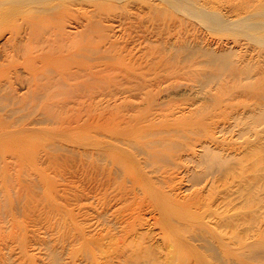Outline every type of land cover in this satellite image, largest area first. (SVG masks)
<instances>
[{
	"label": "bare ground",
	"instance_id": "obj_1",
	"mask_svg": "<svg viewBox=\"0 0 264 264\" xmlns=\"http://www.w3.org/2000/svg\"><path fill=\"white\" fill-rule=\"evenodd\" d=\"M86 1L88 0H1L2 4L0 3V25L4 24V26L0 28V138L4 134H25L27 133V131H32L35 129L36 131L34 135L25 136L23 137V139H0V161H17L18 158H23L20 155L22 153L27 155L26 152H30L29 149L36 145V143L33 141L36 138H42L43 140H45L48 148H50L51 152L54 151V154H56V151H63L64 149H61V146L57 145L58 143L56 142V135L53 133V131L51 132L47 131L46 129H40L37 126L46 123L55 124L56 121L55 119H53V116L55 115L56 118L58 113V115H60V112L58 111L62 112L63 108L65 112L67 105L69 106L70 110V104H73L74 110L76 108L83 109L82 111L85 112L84 116H77L76 121L74 120L75 117H73V121H75L79 126H84L86 129L81 147L85 148L82 151L84 152L83 159L85 160V164L87 167V200L91 203V205L89 206V210L95 213L96 218L99 219L98 226L106 227V225H108L109 229L107 235H105V233H107V227L105 228V233L100 229L99 231H95L96 233H94L93 235H90L87 238V242H89V244H92L91 246H94L93 244L97 235H99L98 238H103V247L99 248V250L103 253L110 248H114V241H117L118 244H123L125 245V247H115L118 251L116 257L121 261L124 257H126V260L129 261L130 259V261H132V264H141L143 262L142 260H145L144 258H149L150 248L153 247V250H159L158 245H161L158 244L159 239H161L162 241V251H160L161 249L159 250L161 254H159V252L157 251L159 254L157 255L160 256V258L158 257L159 261L156 262H158L159 264H170L171 262H177L178 264H191L192 262L193 264L194 260H200V255H205L207 261L212 264L214 262H217L218 264H244V259L253 257L264 258V237L262 239V232L264 231V229L262 228L263 226L261 224L263 223V221L262 219L258 220V212H260L264 208V91L256 90L254 93H250V95H253L257 101L254 104H248L244 106L243 110L238 112V108H236L238 111L230 110L232 107V102L230 100L231 97L228 98L229 95L227 97L228 99H220L217 95L210 93V90H208L209 93L204 92L205 90L203 91V87L209 86L207 85L210 82V80H208V77L206 79L208 80L206 81V86H204L205 83H203V87L201 82V85H197L199 82L196 79L192 80L191 83H185L183 82V80H176L171 82L170 80L172 78L169 79L168 77H165L162 80H159L156 84H153L155 88L152 90L138 93V95H134L132 99L125 97L124 99L119 101L115 100V105L118 107L122 106L124 110H117V108H114L112 110H114L115 112L111 110L110 112V107H106L105 105H102V102H100L103 98L99 99L96 105H83L82 107V105L78 102L80 98V94H78V91L80 90V88L79 90L75 88L72 89L69 84L72 79L77 77L76 75H78V79L81 76L82 79H85L83 77H85L86 75L84 73L81 75L75 72L73 73L68 71H71L73 68L75 69V66L78 67L79 64L81 65V67L85 65L83 64V60L85 58H81L82 56L80 58L83 60H80L79 58L80 55L84 54L80 50H78V52H81L80 55L77 51H75L79 55L77 56L78 58H75V60L79 59L78 61L81 62L74 60V64L76 63L74 65L72 62V57H76V55H72L73 51L71 49V53L69 56L72 55V57L67 56V50L69 49H67L66 51L63 49L64 51L61 50L62 52L59 51L60 48L64 46V43H66V41L62 39L64 36L63 32L65 30L64 23H66L65 21L68 20L65 18H69L70 16L72 17L73 14L71 13L73 11L76 14L75 9L71 13L69 12L78 5L80 6V9L78 10H83L84 12H86V5L84 3ZM115 1L117 2V0ZM168 1L170 4L171 0ZM177 1H179L181 5L184 0H182V2L180 0ZM191 1L189 0V2ZM252 1L254 0H246L245 2L249 5H242V8H234L231 11L247 12V17L249 18L246 17L247 14L241 17H245L248 20L252 17L254 18L255 16H257L258 12L262 9V12H260L259 16H263L264 9L262 7H264V5L261 6L260 10H257V15L253 9L251 12L247 11ZM165 2L167 3V1ZM187 2L184 3L187 4ZM207 2V0H204V3H202V6H200L201 8L199 7L200 9L198 11H195L194 9L193 14H201L203 11L204 13H206L207 11L205 12V10L206 5L208 4ZM171 4L173 3L171 2ZM171 4L169 6H171ZM188 5L189 4H187L186 8H188ZM173 6L171 7L173 8ZM185 6L183 7L182 5L183 8H185ZM174 8L177 9V7ZM176 9L174 11H177ZM91 12L93 11H90V13ZM191 12L192 11H190V13ZM209 13L211 14L212 12L209 11ZM209 13H207L208 17ZM217 13L219 16V12H216V14ZM202 14L201 17H207L202 16ZM83 16L85 17L86 15ZM199 16L196 15V17L198 18ZM218 16L215 15V18H219L221 20H219V22L221 23L222 19L220 17L222 16ZM215 18L213 17V19ZM225 22H223L224 25L222 23L221 24L225 26V24H227ZM249 23L251 24V22ZM263 23L264 20H255L253 24L250 25V30H263ZM230 26L235 25L231 24ZM84 27L86 28V26ZM246 28V30H248V27ZM239 31L242 30L239 29L237 32L239 33ZM6 32L9 36H7L5 40H3L4 36H6ZM238 33H236V35ZM241 33H239V35H241ZM65 37L67 38V35H65ZM253 37L255 38V36ZM258 40L255 39V41ZM191 44L192 42H190V45ZM187 45L186 48H190V45ZM262 45L264 46V44ZM195 46L198 47V49L200 48L199 45L197 46L195 44ZM57 47L59 49H56ZM180 47L182 46L180 45L179 48ZM203 47L205 48L206 45ZM63 48H65V46ZM176 48L177 50L179 49L178 47ZM193 48V51L191 50L192 52L196 50L195 48V50ZM206 50L207 49H205V52H208L211 51L212 48L211 50H209V48L207 51ZM202 51L203 50H201V52ZM213 51L214 50H212L211 52ZM231 51L229 49L228 54L231 53L232 55L233 52ZM63 52H65V55L69 57L68 59L71 58V65H69L70 60L69 62H67V58L65 60L62 59ZM220 52H217V54L214 52L213 56L215 57L213 58L217 57L215 60H217V62L221 60L220 62L223 63V59L221 58L222 53H227H225V50ZM203 53L204 51L202 52V54ZM218 53L220 54L221 59H219ZM189 54L190 52L187 56H185L188 58ZM193 55L195 54H192V56ZM210 55L211 54H209V56ZM213 58L210 60L207 58L209 60V63H212L214 61ZM228 60L231 61V58ZM205 61L207 62V60ZM197 62L195 63L197 64ZM219 63L213 62V64ZM225 63L223 64L225 65ZM68 66H73V68H70L69 70ZM81 67L80 70L83 71L84 69L82 70ZM83 67H86V65ZM80 70L78 68V71ZM164 70H166V68ZM71 73L74 74V78L72 77V79L70 78V80L68 77L72 76ZM68 74L71 76H68ZM174 74L172 73V76ZM238 77L240 78L239 75ZM247 77H249V75H247ZM247 77L244 79H248ZM232 78L234 79L235 77ZM168 81H170V83L166 86H163V84L167 83ZM213 81V77H211V82ZM239 86H241V84ZM79 93L81 92L79 91ZM230 93H232V91ZM54 99L58 100L55 101ZM51 100H54L55 102H52ZM243 104L244 103H241V106ZM51 108L58 110L55 111L56 113L53 116L49 115V112L52 111L50 110ZM70 112L72 111L70 110ZM237 114L239 115L237 116ZM236 116L239 117V123L247 124V130H245L243 133H251L252 135L255 134L253 136H257L256 139L252 136L255 140H250L247 138V140L245 141L246 138H244V145H242L243 142H240L242 143L241 146H239L240 143H238V145L236 146L231 143L228 138L225 139V137H223L226 135V133H229L231 129L230 126H232L231 121L232 119L236 120ZM70 118L71 117H69V119ZM245 118H247V120ZM73 121H71L70 123L73 124ZM80 122H82V124H80ZM70 123L68 122L69 125ZM41 131H43V133L47 135H44L42 137ZM242 136L243 135H241V137ZM67 137L68 136H66V138ZM51 152H49V154H52ZM61 153L63 154V152ZM77 154H75L77 156L76 159L79 157ZM64 155L66 154H63V156ZM59 156L57 158H59ZM37 157L39 158H37L38 160H41L43 158V156L42 158L39 156ZM8 161L7 164H9ZM13 162L15 163V161ZM48 162H50V160H48ZM25 163L24 165H26ZM30 163L28 165L29 167H31ZM38 163L41 162L39 161ZM11 164L9 165L10 167L13 165ZM25 175L21 176L24 177ZM35 175L27 176H29V179L30 177H32V179L34 180L35 178L33 177H35ZM11 178L9 177L10 180ZM47 178L48 177H46V179ZM15 179L13 180L12 178V183L13 181H15ZM7 180L8 179L6 178V182ZM28 180L24 181H27V183H32L31 179V182ZM185 181H187L186 183H190V185H188L187 187L183 186V182L185 183ZM15 182L14 185L10 184L9 181L8 183H4L3 185L6 187L5 184H7L9 188L11 187L10 185H12L13 188H11L13 190H11L13 191L12 193H14V186L17 184H15ZM23 184L19 183V185L22 186ZM19 185L17 184L16 186L19 187ZM200 185L203 186L201 188H198ZM209 186L212 188V192L214 191L213 189L215 187L219 188V190H216V192L219 193L214 194L216 195L215 197L211 196V191H209V199L207 201V207L209 208H203L202 204H200L201 198L204 195H207L206 190ZM25 187L26 186L24 185L22 188ZM39 187L40 185H38V189L37 187H35V189H40L41 191L43 186H41V188ZM183 187H186V190L189 191L188 195L183 194L185 193L183 192ZM15 189L18 190L17 187ZM11 190L9 191L11 192ZM32 192H34V190ZM31 194L32 193H30L29 196H31ZM20 197L18 198L20 199ZM183 199H185L186 202H183L182 204V201H185ZM23 200H20L19 202H22ZM25 200H27V198ZM34 200L35 199H33V201ZM43 201H46V199ZM43 201H41L42 204ZM79 202L80 201H78V203ZM18 204L17 206H19L21 203L19 205ZM38 204L40 205V203ZM28 206L30 207V205ZM20 208L21 207H19V209ZM234 208H238L239 212L232 215L231 211ZM26 209L28 208L26 207ZM235 212L237 211H234V213ZM256 212L258 213V215L256 214ZM22 215L24 216V214ZM65 215L66 214L64 213V219L66 217ZM251 215H254L253 218H255V220L253 224H255L254 226L256 228L253 232L254 235L252 237L249 236L250 233L248 231L250 227L247 225L249 223L248 218ZM94 224L92 225V227L94 226L95 228ZM14 226L13 228H15ZM153 226L158 227L160 232L156 234V231H152ZM16 227L18 226L16 225ZM61 227L63 228L62 225ZM17 229L18 228H16V230ZM147 229L149 231H145ZM16 230H14V233ZM18 231L16 232L18 233ZM21 231H23V228ZM12 232H9L8 234L13 235ZM101 232L104 235L99 234ZM87 233L89 234V232ZM158 235L160 236V238H158ZM13 237H11V240L15 238ZM142 238L147 241L146 246L144 245L145 243L143 245L140 243L141 241L143 242ZM251 238L252 241H250ZM127 240L132 244L128 243ZM73 241H75V239ZM135 241L136 244L133 245V242L135 243ZM157 241L158 243L155 244ZM12 242L14 241L12 240ZM58 242H60V240H58ZM98 245L100 246L101 244ZM250 246L256 247V249L248 251L247 248ZM7 248L4 249L7 250ZM184 248H190L191 250L198 252V254H196L195 256L191 254L184 256L180 254V252ZM57 249L58 248H56V251ZM85 249L86 252L84 250V252L82 251V253L79 250L82 255V259L85 258L84 256L86 254H88V248L86 247ZM117 251L112 250L113 255L116 254ZM107 252L109 253L110 251ZM52 253L56 254V252L53 251L49 253V255L51 256ZM155 253L156 252H154L153 254ZM89 254L86 255L87 258L91 256H89ZM53 256L54 255H52V257ZM61 256L64 257L63 254ZM153 256L154 255L150 257L152 258ZM57 257H59V255ZM75 257H77V255ZM155 257L157 258V256ZM10 258L12 257L10 256ZM10 260L9 264H13L14 262ZM90 261L91 260H89V262ZM110 262L112 263V261ZM147 262L145 263L147 264ZM150 262L151 261H149L148 264H152ZM50 264H52V262Z\"/></svg>",
	"mask_w": 264,
	"mask_h": 264
},
{
	"label": "rangeland",
	"instance_id": "obj_2",
	"mask_svg": "<svg viewBox=\"0 0 264 264\" xmlns=\"http://www.w3.org/2000/svg\"><path fill=\"white\" fill-rule=\"evenodd\" d=\"M75 1H85V0H75ZM165 1H167L168 4ZM180 1L182 2V0ZM187 1L184 0L183 3L180 5L179 1L176 0L175 2V0L174 1L171 0L170 4L171 2L173 3L171 4V6L174 5L173 8L177 7V9L176 8L173 9L171 6H169L170 4L168 0H162V1L161 0H123V1L117 0V2L115 0H103V1L102 0H88L84 2L86 5L85 7L86 12H84L83 10H78L80 9L79 5L74 7L69 12L71 13L75 9L76 14L73 11L71 13L73 14L72 15L73 18L71 16L69 17L68 15L67 16L71 19L65 18L68 20H66L65 21L66 23H64L65 30L63 32L64 36L62 39L66 41L67 45L66 43H64L65 48H63L64 46L62 47L60 46L62 49L60 48L59 52H62L64 50L66 51L67 49H69L67 50L68 54L66 53L67 56H69L71 53L70 51L71 49L73 51L72 55L73 54L76 55V57H72V55L69 56L73 58L72 59L73 64L77 60V59L75 60V58H78L77 56H79L81 52H83L84 55L86 54L85 57L84 55L79 56V58L81 56H82L81 58H85L84 60L80 58V60L84 61L83 64H85L86 67H83L85 66L83 64H82L83 66L81 67V65L79 64L81 69L82 70L84 69L83 71L80 70L79 66L78 67L75 66L76 67L75 69L73 68V66L76 63L72 67L68 66L69 70L70 68H73L71 71H68V72H73V73L75 72L81 75L84 73L86 75L85 77H83L85 79H82V76L79 77L78 79V75L75 74L77 77L75 76L76 78H74L73 77L74 74L71 73L72 76L69 75L70 73L68 74V76H71V77H68L69 79L70 78L72 79V77L74 78L72 80L70 79L71 82L69 84L72 87V89L75 88L79 90L80 88L79 91L81 93H79V91L77 90L78 94H80V98L78 102L82 105V107L83 105H89V106L92 104L96 105L97 101L103 98L100 102H102V105H105L106 107H110L109 111L110 110L114 111L112 110L114 108H117V110H124L122 106L118 107L115 105V100L119 101V100L124 99L125 97L132 99L133 96L136 94L138 95V93L152 90L155 88L153 84H156L159 80H162L165 77H168L169 79L172 78L170 80L171 82L176 81V80H183V82L185 83H188V82L191 83L192 80L196 79L199 82L197 85H199L201 82L202 87H203V83H205L204 86H206V83H207L206 81L210 80L211 82V77H213V80L215 81V82L213 81L214 84L213 82L211 83L209 82L212 86L208 83L207 85L209 86L203 87V91L205 90L204 92L209 93L208 90H210V93L217 95L220 99L222 98L225 99L229 95L228 98L231 97L230 100L232 102V107L230 110L232 111L237 110L236 108H238L239 111L238 110L237 111L240 112L243 110L244 106L248 104H254L257 101L253 95H250V93H254L256 90L264 91V46L262 45L264 44V36H263L264 29L263 30L258 29L256 31H253V30H250L251 29L250 25H252L255 20L256 21L264 20V17H263L264 10H263V16H259L260 12H262V9L260 10V8L262 5H264V0H254L250 3V7H248L247 11L251 12L253 9L254 12H256V15L258 12L257 10H260V11L258 12V15L255 16L254 18L250 17L251 19H248L249 21L245 17L243 18L241 17V16L246 15L247 12H236V11L232 12L231 11L234 8L235 9L242 8V5L244 6L249 5L245 2L246 0H207L208 4L206 5V10H205V12L206 11L207 12L204 13L203 11L202 13L204 15L201 13L202 16H207V17H201V14L196 13V15L198 16L200 15L199 18L193 14V11L194 9L195 11H198L201 8L200 6H202V3H204V0H192V1L190 0L191 2H189V0ZM184 2H187V4H189L188 8H186L187 4ZM0 3L2 4L1 0H0ZM193 3L195 6L193 5ZM259 4H260V7H259ZM182 5L183 7L185 6V8H183ZM262 8L264 9V7ZM175 9L177 11H174ZM186 9L192 11L191 12L192 15L190 11ZM90 11H93V12L90 13ZM209 11L212 12L211 13L212 15L209 13ZM188 12L190 13L191 16L189 15ZM216 12H219V16H218V13L216 14ZM207 13H209L210 18L208 17ZM83 15H86V16L84 17ZM215 15L218 17L222 16L220 18L222 19L221 23L223 25H224L223 22L226 21L225 23L230 24V25L234 24L235 26H230L227 24L223 26L219 22L220 19L215 18ZM192 16H193L194 21L192 19ZM247 16L248 14L246 15V17ZM213 17L216 19V23H219L220 25L215 23V19H213ZM245 20H247L248 22ZM87 21H90V22H87ZM249 22H251V24ZM244 25L248 27V30H246L247 28ZM3 26L4 24L0 25V28ZM84 26H86V28ZM238 26H242V27H238ZM239 29L242 30V31H239V33L242 32L241 35H239V33L237 32ZM65 31H67L68 33ZM234 32L238 34L236 35V33ZM7 34L8 33L6 32L5 33L6 36H4L3 40H5L7 36H9ZM65 35H67V38L65 37ZM253 36H255V38ZM255 39L256 40L260 39V40L255 41ZM189 41L192 42L191 45ZM195 44L197 46L199 45L200 48L198 49V47H196ZM180 45L182 47L179 48ZM186 45L187 46L190 45V48L192 46L194 48L196 47L195 48L196 50L192 47L196 52L195 51L192 52L193 51L192 48L190 49L189 47H187L188 48L187 49ZM205 45L206 47L204 48L203 46ZM210 46L212 50H214L213 52H211L212 50ZM176 47H178L179 49L177 50ZM208 48L211 51L205 52V49L208 50ZM56 49H59V48L57 47ZM229 49L230 51L233 49H237V50L231 51L233 52L231 55V53L228 54ZM78 50H80L81 52H78ZM201 50H203L205 54L204 53L202 54L203 51L201 52ZM224 50H225V53L227 54L222 53V57H221L223 59L222 62L225 63L226 60L231 58V61L230 60L226 61L228 65L226 63L225 65L221 63L220 62L221 60L219 61L221 64L217 62V60H215L217 57L213 58L215 57L213 56L214 52L217 54V52L224 51ZM75 51H77L79 55ZM189 52H190L189 54L190 57L188 56L189 58L188 59L186 56L188 55ZM63 53L62 55L64 56L65 52ZM192 54H195V55L192 56ZM209 54L211 55L209 56ZM229 55L232 57H230ZM63 56H62V59L64 60L66 58L67 59L69 58L66 55L64 57ZM171 57H172V60H171ZM207 58L209 60L213 58L214 61L213 60L212 61L214 63L215 62L219 63L220 65L213 64V62L209 63V60ZM221 58L219 54V59ZM205 60H207V62ZM66 61L69 62V65L72 64L71 58ZM66 61L64 62L67 63ZM78 62H81V61H78ZM193 62L194 63L197 62V64L196 63L194 64ZM191 63L194 65H192ZM60 65H61V62H60ZM78 68L81 71V73L80 71H78ZM165 68L166 70H164ZM241 68H243L244 70ZM172 73L173 74L175 73V74L172 76ZM211 75H214L215 78L214 76H211ZM238 75L240 76V78L238 77ZM245 75L246 77L247 75H249L250 79L249 77H247L248 79H244L246 78ZM207 77H208V80H206ZM232 77H235V78L233 79ZM170 81H168L167 83H164L163 86L168 85ZM238 82L241 84V86H239L240 84ZM80 83H81V86H80ZM234 83L237 85H235ZM213 87L215 88V90ZM231 91L232 93H230ZM82 97L84 100L82 99ZM184 98H187V97H184ZM54 100H51V101L55 102L58 99H56L55 101ZM241 103H244V104L241 106ZM73 107H74L73 104H70V110L72 111L70 112L69 106L67 105L66 106L67 110L65 109L66 114L64 112V108L62 112L54 108H51L50 110L53 111V114H52V111L49 112V115L51 116H53L56 113L55 111L60 112V115H58L59 113L57 112L58 114L56 118H55V115L53 116V119H55L57 123L56 122L55 124L46 123V124H40L39 126H37L40 129H44V130L46 129L47 131H51V132L53 131V133L56 135V139H57L56 142L58 143L57 145L61 146L60 148L64 149L63 151L59 150V152L56 151V154H54L53 153L54 151L51 152L50 148H48L47 144L45 143V140H43L42 138L41 139L36 138L35 140H33L36 143V145L29 149L30 152H26L27 155L24 153L20 155L23 158H18L17 161L13 160L15 161V163L13 161L7 160L9 164H7V161H0L1 163L0 164V174H1L0 183L2 182L0 184V218H3V219H0V222L2 221L0 223V228H1L0 229V264H3V263L9 264L10 259H11L10 261L14 262L13 264H30V263L31 264H50L51 262L52 264H70V263L71 264H106L107 262H108L107 264H118V263L119 264H122V263L132 264V261H130V259L129 261L126 260V257L122 259L123 262L116 257L118 253L116 248L118 246L125 247V245L123 244L122 245L118 244L117 241H114L115 243L114 248H110L109 250H107V251H110L109 253L107 251L103 253L102 251L99 250V248L103 247V240H102L103 238L99 237L100 238L99 239L98 238L99 235L96 234L97 237L95 238V242L93 244L94 246H91L92 244H89V242H87V238L90 235H93L94 233H96L95 231H99L101 229L103 230L102 232L105 233V228L107 227L106 228L107 233H105V235H107L109 229H108V225H106V227L98 226L99 219L96 218L95 213L89 210V206L91 205V203L90 201L87 200V182H88L87 175H86L87 167L85 164V160L83 159L84 152L82 151L85 148L81 147L86 129L84 126H79L75 122L77 119L76 117L84 116L85 112L82 111L83 109H77V108L75 109L76 110L75 111ZM238 115L239 114H237V116ZM237 116H236L237 122L236 120L232 119L231 121L232 126H230L231 129L229 133H226V135L223 137H225V139L228 138V140L236 146L238 145V143L243 142V144L242 143L239 144V146H241V144L244 145L247 138L250 140H255L257 136H253L255 134L252 135L251 133L244 134L243 132L247 130L246 129L247 124L239 123V119H238L239 117ZM69 117L71 118L69 119ZM73 117H75L74 118L75 121H73ZM67 118H68V121H67ZM245 119L247 120V118ZM71 121H73L76 124H74L73 122H72L73 124H71L70 123ZM68 122L70 123V125L68 124ZM80 124H82V122H80ZM233 129L236 133L233 131ZM35 131L36 129L32 131H27V133L25 134H17V133L16 134H13V133L4 134L0 139L2 140L23 139V137L25 136L34 135ZM41 135L43 137L44 135H47V134L41 131ZM241 135L243 136L241 137ZM66 136L68 137L66 138ZM252 136L255 139H253ZM239 138H241L243 141ZM244 138H246L245 141H244ZM48 151L51 152L53 155L49 154ZM61 152H63V154H66V155L63 156ZM39 154L42 155L43 158ZM75 154L79 156L77 159H76L77 156ZM37 156L41 157L42 159L41 158L40 159L42 161L38 160L39 158ZM58 156L59 158H57ZM48 160H50V162H48ZM56 160H59V161H56ZM39 161L41 163H38ZM11 162L13 165H16L18 168L16 166H13ZM24 163L26 165H24ZM29 163L31 167L28 166ZM10 164L12 165L11 167L9 166ZM8 166H9V169H8ZM21 175H25V176L23 177ZM27 175L29 176L35 175V177H33L35 178L34 180L32 179V177H30V179L32 180V183H27V181L26 182L24 181V180L29 179V176ZM7 176H9L10 178L12 177L13 180L16 178L15 181L16 180L17 181L16 182L13 181L12 183V178L10 180L9 177ZM46 177L48 178L46 179ZM6 178L8 179L7 182H6ZM21 178H23L24 180ZM30 179L28 181L31 182ZM8 181L12 185H14V182L15 184L17 183L18 185L19 183L20 184L24 183L23 186L25 185L26 187L22 188L23 187L22 185H19L18 187L16 186L17 185L16 184L14 186L15 192L12 193L13 192L12 185H10L12 188L11 187L9 188L7 184H5L6 187L3 185L4 183H8ZM186 182L187 181H185V183L183 182V186L187 187L188 185H190V183H186ZM38 185H40L39 188L43 186L41 191L40 189L39 190L35 189V187H37L38 189ZM202 186L203 185H200L198 188H201ZM16 187L18 188V190L15 189ZM186 187H183V192H185L183 194L188 195L189 191L186 190ZM9 190H11V192ZM33 190L36 193L32 192ZM207 190H206L207 195H204L201 198L200 204H202L203 208H209L207 207V201L209 199V194H208L209 191H211L210 195L215 196V197L216 195L214 194L219 193V192H216V190H219V188L217 187L213 189L214 190L213 192L210 186L208 187ZM30 193H32L31 196H29ZM18 197H20V199ZM26 198L27 200H25ZM33 199L35 200L33 201ZM45 199L47 202L43 201ZM20 200H23V201L19 202ZM41 201H43V204ZM78 201L80 202L78 203ZM258 201H257V204H258ZM183 202H186V200L182 201V204ZM18 203L19 204L21 203V204L19 205ZM28 203H31V204H28ZM38 203H40V205ZM17 204L19 206H17ZM44 204L46 205V207ZM28 205H30V207ZM25 206L28 209H26ZM19 207L21 208L19 209ZM17 208L20 211H18ZM234 209L231 211L232 215L237 214L239 212L238 208H234ZM234 211H237V212L234 213ZM63 212L66 214L65 219H64ZM258 213L256 212V214L258 215V220L262 219L263 223L261 224L263 226L262 228L264 229V208ZM22 214H24L25 217L27 216L28 217L25 218ZM17 216H20V217H17ZM253 217L254 215L249 216L248 222L251 224L249 223L247 224L250 227L248 232L250 233L249 236L251 237L254 235L253 232L256 229L254 226L255 224H253L255 220V218ZM93 224L95 225V228L94 226L92 227ZM16 225L18 227H16ZM61 225L63 226V228L61 227ZM13 226L15 228H13ZM16 228L18 229L16 230ZM22 228H23V231H21ZM157 228L158 227H154V226L152 227V231H156V234L160 232L159 228L157 231ZM14 230L16 231L19 230V231L18 233L16 231L14 233ZM145 231H149V230L147 229ZM9 232L10 233L12 232L13 235L11 234L12 235L11 236L10 234H8ZM87 232H89V234ZM102 232L99 234H103ZM262 234H263L262 236V239H263L264 231L262 232ZM6 236H9V237H6ZM11 237H13L16 240L12 239L14 241L12 242ZM158 238H160V236ZM74 239L76 242L73 241ZM58 240H60V242H58ZM158 241L155 244L157 243L161 244L160 246L158 245V247H159V250L161 249L160 251H162V241L161 239H159ZM250 241H252V238L250 239ZM104 242H107V241H104ZM146 242L147 241L143 239V242L141 241L140 243L142 245L145 243L144 245L146 246L147 244ZM128 243L132 244L131 242H128ZM98 244H101V245L99 246ZM134 244H136V241L135 243L133 242V245ZM82 245H83V248H82ZM71 247L74 249H72ZM86 247L88 248L87 253L88 254L90 253L89 256L90 255L91 256L88 258L86 257V255L88 254H86L85 256L83 255V256L86 259L91 260L90 262L89 260H86L85 258L82 259L81 253L82 251L84 252V250L86 252V249H85ZM4 248L5 249L7 248V250L9 251L5 250ZM50 248L52 249V251ZM56 248H58L57 251H56ZM155 248H156V245H155ZM49 249L51 252L55 251L56 254L52 253L50 256L49 253L51 252L49 251ZM111 249L113 251H117L116 254L113 255V252ZM255 249L256 247H253V246H250L247 248L248 251H252ZM79 250L81 253L79 252ZM152 250H153V247L150 248L149 258L147 257L149 260L147 258H144L145 260H142L143 261L142 263H145L148 260L147 264L149 263V261H151L150 263L152 264H156V263L159 264L156 261H159L160 256L158 255L161 253L159 252V250H156V249H154L153 251ZM151 251L153 253L154 252L156 253L153 254ZM157 251L159 252V254ZM62 254L64 255V257L61 256ZM74 254H76L77 257H75L76 255ZM180 254L184 256H187L188 254L195 256L196 254H198V252L193 251L190 248H184L180 252ZM52 255L54 256L52 257ZM58 255L61 258L57 257ZM78 255H80L81 257ZM152 255L154 256L151 258L150 256ZM10 256L12 258H10ZM110 256H111V259H110ZM155 256H157V258ZM199 257H200V260L199 259L194 260L193 264L195 263L212 264L207 261V258L205 255H200ZM51 259H55V260H51ZM150 259H154V260H150ZM110 261H112V263ZM170 264H178V263L171 262ZM213 264H218V263L214 262ZM244 264H264V258L253 257V258L244 259Z\"/></svg>",
	"mask_w": 264,
	"mask_h": 264
}]
</instances>
